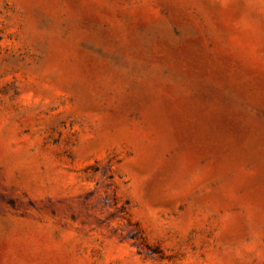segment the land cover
Masks as SVG:
<instances>
[{
    "label": "rangeland",
    "instance_id": "374dc122",
    "mask_svg": "<svg viewBox=\"0 0 264 264\" xmlns=\"http://www.w3.org/2000/svg\"><path fill=\"white\" fill-rule=\"evenodd\" d=\"M0 264H264V0H0Z\"/></svg>",
    "mask_w": 264,
    "mask_h": 264
}]
</instances>
